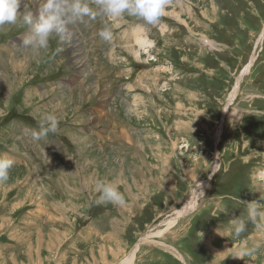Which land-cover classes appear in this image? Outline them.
I'll return each instance as SVG.
<instances>
[{"label": "rangeland", "instance_id": "374dc122", "mask_svg": "<svg viewBox=\"0 0 264 264\" xmlns=\"http://www.w3.org/2000/svg\"><path fill=\"white\" fill-rule=\"evenodd\" d=\"M90 6L39 51L22 17L0 29V264H264V0H169L153 25Z\"/></svg>", "mask_w": 264, "mask_h": 264}, {"label": "clouds", "instance_id": "9594fccd", "mask_svg": "<svg viewBox=\"0 0 264 264\" xmlns=\"http://www.w3.org/2000/svg\"><path fill=\"white\" fill-rule=\"evenodd\" d=\"M91 3L96 5L100 13L109 18L118 19L127 14L153 25L165 15L169 0H91ZM19 8L20 0H0V29L5 25L15 24L18 17H22L24 23L31 29V35L23 40V45L31 46L34 51L47 48L49 38L53 34L63 39L70 24L83 20L85 17L94 19L98 14L90 6V0H44L36 15L26 12L21 16L18 12ZM99 36L105 41H111L113 36L111 28L105 25L100 30ZM58 125L59 121L54 114H46L39 120V131L32 132L33 139L40 140L49 133H56ZM14 163L15 161L10 157L0 156V182H6L9 179L10 169ZM96 190L99 193L96 201L98 204L111 203L116 206L125 204V195L115 181L98 180ZM257 216L264 218V212L252 208L250 218L255 220ZM245 230L244 220H234L236 236Z\"/></svg>", "mask_w": 264, "mask_h": 264}, {"label": "bare ground", "instance_id": "6f19581e", "mask_svg": "<svg viewBox=\"0 0 264 264\" xmlns=\"http://www.w3.org/2000/svg\"><path fill=\"white\" fill-rule=\"evenodd\" d=\"M36 1V3H37V8L34 10L35 11V14L34 15H36V14H38L39 13V10L41 9V6L38 4V2H37V0H35ZM22 8H19L18 10L20 11ZM263 33H264V30H263ZM263 33H262V35H263ZM262 37V36H261ZM255 57L252 59L251 58V61L249 62V64L248 65H246L245 66V68L243 69V71H242V76L241 77H239L238 78V80H237V84H236V86H235V89L233 90V92H232V94H231V96H230V100H229V102L231 103L232 101L234 102V100H235V98H236V96L238 95V92H239V85H241V80H242V78L246 75V74H248L249 72H250V70H251V68H252V66H253V64L255 63ZM239 81H240V83H239ZM218 136H220V135H218ZM220 139V138H219ZM137 146V145H136ZM195 206H196V202L194 201V197L187 203V205L184 207V209L183 210H181V211H179V215L178 216H180L181 214H185V213H187V210L188 209H192V210H194V208H195ZM185 211V212H184ZM174 221H177V219H175ZM43 238V237H42ZM45 239V238H44ZM50 240H51V238H50ZM45 241V240H44ZM106 251H104V253H105ZM136 252H137V249L132 253V255L131 256H129L128 258H126L125 260H124V262H123V264H133V262H134V259H135V255H136Z\"/></svg>", "mask_w": 264, "mask_h": 264}]
</instances>
